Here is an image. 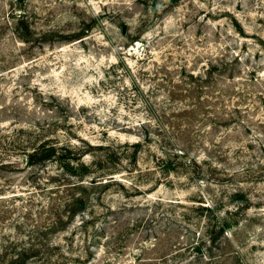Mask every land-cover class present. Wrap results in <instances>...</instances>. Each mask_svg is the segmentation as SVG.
Masks as SVG:
<instances>
[{
  "label": "rangeland",
  "instance_id": "1",
  "mask_svg": "<svg viewBox=\"0 0 264 264\" xmlns=\"http://www.w3.org/2000/svg\"><path fill=\"white\" fill-rule=\"evenodd\" d=\"M171 2L0 0V158L13 162L0 171V264L48 218L56 168L34 169L37 182L18 170L17 148L44 141L86 147L93 175L117 181L95 194L86 245L42 238L75 245L60 264H264V0ZM107 145L112 163L95 148ZM180 150L162 171L156 157Z\"/></svg>",
  "mask_w": 264,
  "mask_h": 264
},
{
  "label": "trees",
  "instance_id": "2",
  "mask_svg": "<svg viewBox=\"0 0 264 264\" xmlns=\"http://www.w3.org/2000/svg\"><path fill=\"white\" fill-rule=\"evenodd\" d=\"M177 2L178 0H172L171 4H176ZM19 18L24 19V16L20 15ZM23 36L24 35H20L22 40L23 38H26ZM83 38L84 37L77 40ZM25 40L27 39H24V42ZM135 41L139 40L133 39L132 42ZM143 145V141H138L129 147V149L132 150L129 159L135 165L138 164V155L141 153ZM92 148L94 147H91V149ZM95 148L106 153L104 154V161L106 163L109 161L111 163L113 162V156H115V153L112 146H98ZM17 150L22 152L21 154H23L24 158V167H18L21 175L26 173L32 177L34 182H37L35 180L36 176L34 175L38 174L34 169L39 170V168L46 167L48 164H51L56 168L57 172L48 173L43 182L46 187L44 189L41 188L43 192L48 191L53 196H50L46 202H43L41 205L42 210L38 212L39 216H48L45 223L41 224L38 219V225H34L38 237L33 238L29 243H26L19 252L12 254L11 257H4L1 264H31L29 262L32 259L36 260L33 264H60L62 259H66L68 256L74 254L72 250H74L75 245H72V250L65 252L61 249L62 241H47L42 238L53 234H64L63 240L65 241V238L72 236L74 235V232H77L79 234L76 233L74 235L75 238L83 237L84 244L89 242L91 237L90 228L101 216V212L98 211V205H96V203L101 201V198H97L95 194L98 190L103 191L109 187L110 184L116 183L117 181L113 177L115 174L110 173V175H108L111 177L108 179L110 181H107L106 183H104L106 177H95L93 175L94 171H92V167H95L99 163L94 162L93 165H88L84 162V158L90 154V151L87 150L86 147L73 146L69 143L62 145L59 143L44 141L31 146H19ZM184 156L185 152L181 150L175 151L174 153H172V151H163L161 158L156 157V163L161 167L162 171L171 174L176 171L173 161ZM191 164L197 165L198 162L196 159L187 158L185 164L186 167H191ZM12 165V161H4L3 158H0V171L5 167ZM42 173L43 172H41V174ZM36 184L37 186H41V183ZM150 204L162 205L160 201ZM203 208L208 211L211 210L208 206ZM227 214L231 215V213ZM229 220V217L220 220L219 225H217L219 226L217 227L219 234L225 235L228 233L230 227L228 223ZM211 227L212 226H210L209 231L207 232L209 233V239L213 241L212 235L214 234V229ZM72 243L74 244L75 242L73 241ZM85 245L83 253L87 255L90 252V248H87Z\"/></svg>",
  "mask_w": 264,
  "mask_h": 264
}]
</instances>
